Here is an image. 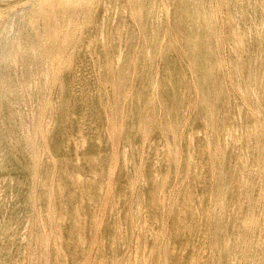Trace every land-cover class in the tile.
<instances>
[{
    "label": "bare ground",
    "instance_id": "obj_1",
    "mask_svg": "<svg viewBox=\"0 0 264 264\" xmlns=\"http://www.w3.org/2000/svg\"><path fill=\"white\" fill-rule=\"evenodd\" d=\"M3 1L5 0H0V2ZM221 1L228 10L227 19L230 28L227 30L226 38L230 45L229 68L231 76L234 78L235 87L240 95L250 98L248 106L239 103L238 98L231 93L234 92V87L228 86L230 84L224 82L226 74L224 70L225 57L221 50L213 44L221 40L218 30L214 28L219 23L216 19L217 4L215 0H129L132 3L130 6L131 15L136 19L125 17L122 20H114L109 27L112 39H120L122 35H126L121 40V45L128 46L129 56L134 54L132 50L136 41L135 26L139 21L145 20L150 27L147 29V34L154 47L160 40L169 42L170 45L165 46V51L162 54L165 61L161 74V66L155 62L157 53L150 52L145 56L146 64L143 69L141 85L145 97L140 99L133 109L129 110V114L142 112L145 106H150V111L148 115L146 114L147 117L150 113L160 111L168 114L169 109H173L177 114L179 126L188 120L190 121L191 130L187 132L185 137V166L187 168L185 172L191 173V178L188 179L186 176L188 181L184 185L200 190L195 191L194 195L206 193L207 180L204 173L210 170L208 152L214 150L215 144L211 141L208 144L202 142H205L206 137L212 133L211 120L213 115L219 110L228 112L229 123L222 143L223 162L220 167L219 179L220 193H223L227 200L225 199L222 204L215 201L212 207V216L215 219L220 238L223 237L224 232V208L230 205L228 204V194L231 191H239L238 196H236L238 198L244 193L249 195L250 182L246 180L242 182L245 177L243 155L247 156V163L250 164L251 172L255 173L262 167V157L258 155V148L261 145L258 146L257 124L247 123L246 116L249 112L264 109V0ZM40 2L41 0H24L9 4L3 14V10L0 8V240L3 242L0 246V252L3 249L6 251H11L12 248L17 250L19 243L25 237L21 224L31 204L30 188L33 173H60L61 167L64 166L66 173H72V182L82 186L81 203L90 199L94 207L99 208L100 198L94 192L103 193L107 187L103 181L92 183L93 185L85 184L83 177L76 174L75 168L82 165L83 155H86L87 157H96L93 163L96 173H112L114 170L122 173H137L139 159L142 160V158L138 155L133 157V153L138 149L136 146H131L130 139L134 135H145L149 126L148 122L141 126L140 131L127 133L123 143L116 148L107 146L104 141L105 136L107 137L109 134L107 129H104L106 120L101 116L93 118V115L89 113L96 107L87 111L86 106L90 100L96 99L97 102L100 95L104 93L102 90L111 87L123 73V71L117 70L120 67V59L123 53L120 51L108 54L100 50L96 55L91 56L89 61H85L91 62L89 65L81 64L76 67L74 75H69L68 79L63 81L64 84L61 81L58 82L62 88L63 85H67L72 90V92L68 91L72 110L69 105L71 111L68 114L63 111L62 119L77 124V130H72L71 133L64 136L60 135L58 141H61L58 143L54 142V138L58 135L52 136L51 134L49 137L48 133L47 147L42 151L40 158H36L39 151L36 147V134L35 139H33L31 131L24 126V113L19 108L20 102L17 100L19 93L17 78L12 75L14 73L13 67L7 65L13 56L12 50L17 40L28 37L26 45H23L24 49H33L44 33L59 38L61 31L74 23L78 15V13L67 14V7L71 0H44L42 5ZM145 9L148 10L147 13H144ZM82 13L85 12L82 11ZM165 13H174L173 20L178 25L185 24L187 26L190 22L201 21L205 27L197 25L196 32L192 35H182L183 45L175 47L166 38V32L162 25ZM39 20L43 24L35 27V23ZM50 20L54 23H51ZM99 28L102 31L105 30L106 26L100 24ZM102 41L105 42L106 39L103 38ZM193 42L198 44L194 46ZM114 57H117L114 64L115 71L107 76L106 72L110 70L111 66L105 60ZM183 62L184 65L180 66ZM92 68L95 71H92ZM36 73L34 68L29 72V77H34ZM124 80L127 84H132L137 80V72L128 70ZM159 87L162 88V98L157 96ZM38 88L41 95L46 93L45 84L40 79L38 80ZM183 90H188L189 93L184 96ZM192 95H195L196 98H193ZM187 97H191V99L186 100L185 105H183L182 101ZM96 105L98 106L97 103ZM190 108H194V112L191 114H189ZM95 112L96 109L93 113ZM167 121V118H163L161 121V131L168 137L165 148L155 147V149L148 151L144 160L147 162L148 158L151 159L150 165L142 168L144 181L150 186V201L157 206L164 205L168 178L173 179L175 176V174L169 173H178L179 166L177 154L180 149V142H177L176 136L182 128H179L175 133ZM197 122L204 126L203 130L208 129V133L201 132L202 134L199 135L195 130ZM120 126L122 125L115 124L114 131L118 132ZM129 128H133V126L129 125ZM198 137L202 140L201 142L197 141ZM242 140L245 142V149L240 146ZM43 166L45 167L43 168ZM41 178L40 176L37 200L45 211L50 203V196L44 191ZM61 178L62 176L55 183L57 203L56 207L52 206V209L55 211L62 210L66 216L72 218L71 221H75L76 216L74 214L80 212L81 203L75 206L67 201L68 186ZM161 181H164L162 187ZM181 189L182 187L175 192L171 205V210L176 209V220L184 221L186 218L194 220L198 216H204L205 210H200L199 206L194 204L189 206L178 199L182 195ZM258 194L262 195L260 189ZM113 196L115 197L114 193ZM120 198L118 205L120 209H123L124 202ZM133 207L135 208L132 212L135 214L138 204ZM71 211L73 212L71 213ZM234 216V221L229 226L230 229H227L226 234L228 236L237 233L239 229L238 219L236 215ZM147 223L143 226L144 234L148 237L157 238L156 231L153 230H156L154 224H157V218L154 214H152L151 222ZM63 228L59 223L55 229L57 245L63 247L67 238L75 239L83 251V244L86 241L83 228L79 226H75L73 230L67 227ZM116 228V224L109 220L106 235L110 236L112 230L116 231ZM118 233L119 241L116 244L121 247L124 245L128 234L127 213L121 217ZM191 233L189 241H193L195 237L194 231ZM226 243L231 245L229 242ZM31 249L35 255L37 251L36 241ZM231 252L237 256L235 247L231 249ZM58 253L61 256L60 253L63 252L58 251ZM31 259L34 260L32 255ZM60 260L65 259L60 258ZM183 262L194 264V260L190 256H186ZM72 263L81 264V261L78 263L73 261ZM0 264H6L2 257H0Z\"/></svg>",
    "mask_w": 264,
    "mask_h": 264
},
{
    "label": "rangeland",
    "instance_id": "obj_2",
    "mask_svg": "<svg viewBox=\"0 0 264 264\" xmlns=\"http://www.w3.org/2000/svg\"><path fill=\"white\" fill-rule=\"evenodd\" d=\"M22 1L24 0L0 2L2 14L7 5ZM43 1L41 0V5ZM215 3L217 4L216 19L219 23L214 28L218 30L221 40L213 44L221 50L225 57L224 70L226 74L224 82L230 84L228 86L234 87V92L231 93L238 98L239 103L248 106L250 98L243 97L237 91L229 68L231 55L230 45L226 38L227 30L230 28L227 19L228 10L221 0H215ZM131 4L129 0H71L67 7V14L78 13L77 19L64 31H61L59 38L44 33L33 49H24L23 45H26L28 37L14 43L13 56L9 59L7 66L13 67L14 73L12 75L17 78L19 87L17 100L20 102L19 108L24 113V126L31 131L33 139H35L36 134V147L39 149L37 159L47 147L48 133L49 137L51 134L52 136L58 135L54 138V142L58 143L61 141H58L60 135L64 136L78 128L77 124L62 119L63 111L68 114L72 110L70 105L72 102L68 98L70 97L68 91L72 92V90L67 85H63L62 88L58 82L61 81L64 84L63 81H66L69 75H74L76 67L81 64L89 65L91 62L85 61H89V58L96 55L100 50L108 54L120 51L123 53L120 59V67L117 69L123 73L111 87L102 90L104 93L100 95L97 102L96 99L90 100L86 106L87 111L96 107L95 113H93L95 109L89 113L93 115V118L101 116L106 120L104 129H107L109 134H107L108 139L105 136L104 141L107 146L116 148L123 143L127 133L140 131L141 126L148 122L149 126L145 135H134L130 139L131 146H136L138 149L133 153V157L138 155L142 158V160L139 159L137 173H122L118 170H114L112 173H96V168L93 166L96 157H87L86 155H83L82 165L75 168L76 174H80L87 185L104 182L103 184L107 187L106 190L103 193L94 192L100 198L99 208L94 207L90 199L81 203L82 186L72 182V173H66L64 166L61 167L60 173H33L30 188L31 204L21 224L25 237L19 243L17 250L12 248L11 251H6L3 249L0 252V257L6 264H73V261L76 263L81 261V264H185L183 261L186 256L193 258L194 264H264V109L249 112L246 116L247 123L257 124L258 146L261 145L258 148V155L262 157V167L255 173L251 172L250 164L247 163V156L243 155L245 177L242 182L245 180L250 182L249 195L244 193L238 198L236 196H238L239 191H231L228 194V204L230 205L224 208V232L223 237L220 238L215 219L212 216V207L215 201L222 204L226 199L225 195L220 193L219 179L220 167L223 162L222 143L229 123L228 112L219 110L213 115L211 120L212 133L206 137V143L202 142L208 144L211 141L215 144L214 150L208 152L210 170L204 173L207 180L206 193L194 195L195 191L200 190L184 185L191 178V173L185 172L187 171L185 166V137L187 132L191 130L190 121L188 120L179 126L177 114L173 109H169L168 114L160 111L150 113L147 117L150 106H145L142 112L129 114V110L133 109L138 104L137 102L145 97L143 88H141L143 69L146 64L145 56L150 52L157 53L155 62L160 64L161 74L165 61L162 54L165 51V46L170 45L169 42L160 40L157 48L154 47L150 37L148 38L147 29L150 27L145 20L137 22L135 26L136 41L132 56L128 55L130 51L128 46L121 45V40L126 35H122L120 39L111 38L112 33L109 27L114 20H122L125 17L136 19L131 15ZM237 6L239 7V4ZM147 12L148 10L145 9L144 13ZM26 15L28 14L26 13ZM173 19L174 13H165L162 25L166 32V38L175 47L183 45L182 35H192L196 32L197 25L205 27L201 21H193L186 26L185 24H176ZM50 22L54 23L52 20ZM42 24L43 22L39 20L35 23V27ZM100 24H105V30H100ZM103 38L106 39L105 42L102 41ZM192 44L196 46L198 43L193 42ZM116 60L117 57L105 60L111 66L110 70L106 72L107 76L114 73ZM183 65L184 62L180 64V66ZM34 68L37 73L30 78L29 72ZM179 69L183 70L182 68ZM128 70L137 72V80L132 84H127L124 80ZM92 71L95 70L92 68ZM77 78L79 79L78 76ZM39 79L44 82L46 87V93L43 95L38 88ZM183 93L186 96L189 91L183 90ZM157 96L163 97L161 87H159ZM194 96L192 95L193 98H196ZM189 99L191 97L183 99V105ZM69 105L71 110H69ZM193 112L194 108H190L189 114ZM163 118L168 119L167 123L171 125V129L175 133L179 128L182 130L178 131L176 136L177 142H180V149L177 154L179 160L178 173H169L175 174V176L173 179L168 178L164 205L157 206L150 201V186L144 181L142 168L150 165L151 159L148 158L147 162L144 160L147 152L155 149V147L164 149L168 142V137L161 131ZM115 124L122 125L118 132L113 129ZM129 125H132L133 128H129ZM203 129L204 126L197 122L195 130L199 135L202 134L201 132L208 133V129V131ZM197 141L201 142L202 140L198 137ZM244 145L245 142L242 140L241 148H244ZM229 161L232 162L231 159ZM39 175L42 177L41 182L44 191L50 196V203L45 211L37 200ZM60 176H62L61 180L68 186L67 201L75 206L81 203L80 212L74 214L76 216L75 221H71L72 218L66 216L62 210L55 211L52 209V206L56 207L57 203L55 183ZM160 184L162 187L164 181H161ZM240 184L242 183L240 182ZM181 187L182 195L178 199L189 206L193 204L199 206L200 210H205L204 216H198L194 220L187 218L184 221L176 220V209L171 210V205L175 192ZM259 189L262 195L258 194ZM119 198L124 202V207L120 205L123 209L119 208ZM193 199L195 200L193 201ZM136 204H138L137 212L133 214L132 211L135 208L133 206ZM126 213L127 239L124 245L119 247V244H116L119 241L118 228L122 215ZM152 214L157 218V224H154L156 230L153 229L156 231L157 238L148 237L143 232V226L147 222H151ZM234 215L238 219L239 229L237 233L228 236L226 234L227 229H230L229 226L234 221ZM109 220L116 224L117 230H112L111 235L107 236ZM58 222L61 223L62 227H67L70 230H73L75 226L83 228L84 239L86 240L83 244V251L75 239L67 238L63 247L57 245L55 229L59 225ZM193 231L194 240L189 241V235ZM35 241L37 242V251L34 255L31 246ZM226 242L231 243V245H227ZM70 243L72 244L68 245ZM2 244L3 242L0 240V246ZM233 247L236 248L237 256L231 252ZM58 251L63 252L60 253L61 256H59ZM31 255L34 260L31 259ZM60 258L65 260L62 261Z\"/></svg>",
    "mask_w": 264,
    "mask_h": 264
}]
</instances>
